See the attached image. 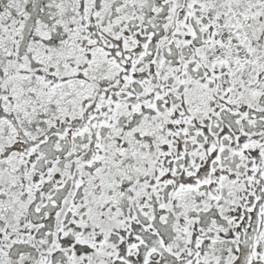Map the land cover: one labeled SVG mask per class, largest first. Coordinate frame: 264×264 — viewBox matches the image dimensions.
Masks as SVG:
<instances>
[{
	"label": "snow or ice",
	"instance_id": "obj_1",
	"mask_svg": "<svg viewBox=\"0 0 264 264\" xmlns=\"http://www.w3.org/2000/svg\"><path fill=\"white\" fill-rule=\"evenodd\" d=\"M0 264H264V0H0Z\"/></svg>",
	"mask_w": 264,
	"mask_h": 264
}]
</instances>
